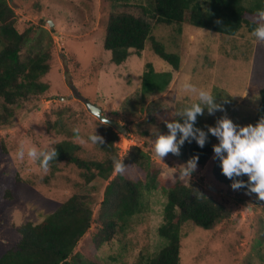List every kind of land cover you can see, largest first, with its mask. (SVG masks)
Instances as JSON below:
<instances>
[{
    "label": "rangeland",
    "instance_id": "rangeland-1",
    "mask_svg": "<svg viewBox=\"0 0 264 264\" xmlns=\"http://www.w3.org/2000/svg\"><path fill=\"white\" fill-rule=\"evenodd\" d=\"M9 1L16 12L17 29L31 33L22 57L50 50L51 70L43 79L50 87L45 96L19 103L14 124L0 129V258L20 240V226L41 223L76 192L96 199L98 216L107 185L102 179L87 185L74 165L60 163L53 167L49 163V170L44 172L39 161L31 162L27 156L20 160L15 155L22 141L35 144L39 150H50L70 139L81 147L78 154L82 158L104 160L106 152L89 139L95 131L104 135L102 122L87 107L89 102L130 131L126 135L132 136V146L137 144L150 152L153 167L161 169V178L197 182L208 196L231 211L230 219L214 231L193 224L184 227L181 264H264V201H259L256 194L238 193L217 181L213 174L215 154L204 167L197 166L191 176L182 179L179 166L185 163L169 156L161 161L154 155L152 143L157 133L168 134L165 120L183 123L184 118L176 113L197 102L184 90L185 83L209 91L224 108L214 115L205 109L197 117L195 128L207 132L224 115L240 127L253 125L258 107L253 110L252 106H259L258 92L264 87V43L254 42L246 28L235 37H227L188 25H159L152 35L168 52L181 56L179 72L154 53L151 41L142 53L132 50L127 61L117 65L104 49V11L110 0ZM147 1L132 0L139 4ZM147 63L158 73L173 75L170 85L160 93L142 92ZM58 109H68L64 118L67 132L62 134L48 130L47 125L48 120H56L54 111ZM77 128L78 134L73 131ZM206 143L214 146L219 142L209 133ZM124 144L131 145L119 143ZM114 147L119 153L116 143ZM119 159L124 161L125 157ZM129 175L144 180L145 173L132 166ZM241 178L248 180L247 176ZM148 197L149 211L135 218L129 230L96 250L92 243L94 225L76 252L101 264H136L160 252L166 245L158 230L163 224L167 193L152 191Z\"/></svg>",
    "mask_w": 264,
    "mask_h": 264
},
{
    "label": "trees",
    "instance_id": "trees-1",
    "mask_svg": "<svg viewBox=\"0 0 264 264\" xmlns=\"http://www.w3.org/2000/svg\"><path fill=\"white\" fill-rule=\"evenodd\" d=\"M107 1V0H106ZM148 0L147 4L132 0H110L104 11V49L111 53L113 63L127 61L132 50L144 51L151 41L154 53L179 72L181 56L168 52L161 42L155 40L153 30L159 25L192 26L227 37H235L243 28L248 32L256 27L254 21L258 10L264 9L263 0ZM180 30L179 32H181ZM21 33L16 26V12L9 0H0V129L14 124L16 106L40 100L49 91L44 77L51 70V51L22 57L31 33ZM171 72L158 73L152 64L145 65L142 80L144 94L162 92L172 82ZM260 102L253 126L264 118V87L259 91ZM68 109L54 111L55 121L48 120V130L58 134L67 132ZM104 143L100 147L104 160L85 159L78 153L81 147L70 139L55 146L57 159L50 161L53 167L60 163L74 165L80 170L85 184L96 179L107 183L98 216L95 217L97 201L94 197L78 192L72 194L41 223H27L18 228L20 240L0 258V264H101L76 252L91 229L96 226L92 243L96 250L113 242L117 236L129 230L131 224L150 209L149 194L164 190L167 203L159 236L166 241L164 248L147 260L136 264H181L182 233L186 225L193 224L205 231H214L231 217L227 207L207 195L201 184L191 181H173L160 177L161 169L153 167L149 151L139 146L131 147L124 159L125 170L114 174L113 157H119L115 143L119 134L102 124ZM130 133V131H128ZM179 139V134H178ZM191 140V138H189ZM198 155L197 166L204 167L214 155L213 146L205 143L199 147L195 140L185 143L179 155L169 153L185 164ZM221 161L217 157L213 174L217 181L231 187L233 181L222 174ZM136 166L144 173V180L131 178L129 169ZM247 182L243 178H239ZM232 188V187H231ZM248 192L247 188L237 190ZM11 194V192L9 193ZM254 194V193H251ZM12 196V194H11ZM10 196V197H11Z\"/></svg>",
    "mask_w": 264,
    "mask_h": 264
},
{
    "label": "clouds",
    "instance_id": "clouds-1",
    "mask_svg": "<svg viewBox=\"0 0 264 264\" xmlns=\"http://www.w3.org/2000/svg\"><path fill=\"white\" fill-rule=\"evenodd\" d=\"M253 22L256 27L251 31L250 36L255 38L254 42L264 43V9L257 11ZM183 87L187 93L195 97L197 102L191 103L176 113L184 118L183 123L178 120L164 121L168 134H156V138L152 142L154 155L161 161L169 153L179 155L180 148L185 141L190 143L191 140H195L199 147L203 148L210 133L219 142L213 146V151L215 157L221 161L222 174L233 181L232 189L247 188L248 194L254 193L259 201H264V118H261L255 126L250 124L240 127L234 124L227 115H224L216 121L214 127L209 126L205 132L194 127L197 117L202 116L205 109L209 115H214L216 111H224V108L216 103L209 91L197 88L190 83H185ZM107 123L106 119L102 120V124ZM73 131L79 133L78 128ZM76 138L79 139V136L77 135ZM89 139L92 143H104V138L97 135L96 131ZM15 155L20 160H24L27 156L31 162L39 161L40 168L47 172L50 161L57 159L58 153L55 148L39 150L35 144L22 141ZM198 160L199 156L196 155L185 165L179 166L180 178L191 176L197 169ZM125 167L123 161L113 157L115 174L123 173ZM244 176L248 177L247 182L239 179Z\"/></svg>",
    "mask_w": 264,
    "mask_h": 264
},
{
    "label": "water",
    "instance_id": "water-1",
    "mask_svg": "<svg viewBox=\"0 0 264 264\" xmlns=\"http://www.w3.org/2000/svg\"><path fill=\"white\" fill-rule=\"evenodd\" d=\"M51 25L53 26L52 23H51ZM86 104H87V107H88L89 111L91 112V114L93 116H95L96 118H98L101 122H102V120L106 119L108 121V123L106 125L111 126L118 133H122L124 135H126L128 133L125 128L118 126L117 122L115 120L110 119L107 116H105L103 114V111L99 107H96V106L90 104L89 102H86Z\"/></svg>",
    "mask_w": 264,
    "mask_h": 264
},
{
    "label": "built area",
    "instance_id": "built-area-1",
    "mask_svg": "<svg viewBox=\"0 0 264 264\" xmlns=\"http://www.w3.org/2000/svg\"><path fill=\"white\" fill-rule=\"evenodd\" d=\"M119 137H120L119 143H122L123 141H125L127 144L131 143V145L128 147L126 146V144H124V147H123V146L119 145L118 142L116 143V145L119 149V157L121 159H123L127 155L128 151H130L131 147L136 146L137 144L132 146V144H134V140H133L132 136L123 135L121 137V135H119Z\"/></svg>",
    "mask_w": 264,
    "mask_h": 264
},
{
    "label": "crops",
    "instance_id": "crops-1",
    "mask_svg": "<svg viewBox=\"0 0 264 264\" xmlns=\"http://www.w3.org/2000/svg\"><path fill=\"white\" fill-rule=\"evenodd\" d=\"M172 80H173V79H172ZM259 91H260V90H259ZM258 93H259V92H258ZM256 102H257V100H255V104H256ZM254 106H255V105L252 106V107H253V108H252L253 110H255V109L258 107V106H255V107H254Z\"/></svg>",
    "mask_w": 264,
    "mask_h": 264
}]
</instances>
